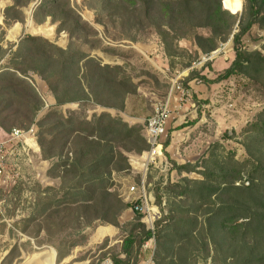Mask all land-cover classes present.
I'll return each instance as SVG.
<instances>
[{
    "label": "trees",
    "instance_id": "16d2710c",
    "mask_svg": "<svg viewBox=\"0 0 264 264\" xmlns=\"http://www.w3.org/2000/svg\"><path fill=\"white\" fill-rule=\"evenodd\" d=\"M10 1L3 10L4 24H22L23 9L35 0ZM92 1L105 30L111 27L133 43L144 33L155 34L171 69L184 55L189 60L183 67L192 63L190 54L178 46L180 41H189L199 60L232 37L234 58L229 67L215 80H200L217 84L239 76L264 86V55L248 52L242 44L254 26L264 29V0H243L240 18L236 0H223L228 11L222 8V0ZM33 17L39 25L47 19L56 24V33L67 34L69 43L62 49L42 37L25 36L6 50L0 45V60H5L0 69V128L10 132L18 120L20 130L26 131L34 124L40 159L49 162L46 176L57 181V187L37 186L30 212L18 223L22 225L18 230L34 240L42 234L61 262L86 243L87 230L111 226L124 234L112 264H137V254L152 233L139 214L134 213L132 223L120 224L131 204L124 202L114 176L131 170L126 154L141 159L149 151L144 130L106 111L89 119L85 112L87 107L123 112L128 97L136 96L137 86L120 67L102 65L91 56L94 50L109 52L69 0H40ZM32 76L45 84L55 102L38 120L43 103ZM194 79L198 77L192 74L187 82ZM69 104H77L78 110L63 112ZM243 133L247 159L242 162L233 154L218 158L216 144L200 166L173 164L178 173H196L202 180L183 179L165 188L172 222L153 231L156 264H189L191 248L221 252V264H264V110ZM169 145L168 137L162 150ZM156 203L163 209L158 193ZM198 215L203 217L201 222Z\"/></svg>",
    "mask_w": 264,
    "mask_h": 264
},
{
    "label": "rangeland",
    "instance_id": "374dc122",
    "mask_svg": "<svg viewBox=\"0 0 264 264\" xmlns=\"http://www.w3.org/2000/svg\"><path fill=\"white\" fill-rule=\"evenodd\" d=\"M76 13L97 33L102 47L109 53L98 50L91 51V56L100 60L102 65L120 67L137 86L136 96L128 97L123 112H115L97 107H87L86 116L89 119L92 114L108 111L112 116H118L128 125L137 124L144 130L145 122L150 118L155 107L167 103L170 117L166 125L165 134L161 138L163 145L167 138H171L170 146L162 150L166 167H150L144 172L143 159H136L133 154H126L131 165L127 174L114 176V182L119 188L125 203H130L128 188L137 184V180L145 173V181L149 182V192L152 194L154 206L159 210L160 218L154 223V230L161 229L171 222L166 205L165 188L168 185H179L181 180L201 181L202 177L196 173H178L173 164L179 166L190 164L198 165L206 160L211 148L218 144L215 150L218 158L233 154L237 162L247 159L242 147L244 130L253 122L255 117L264 110V86L262 84L248 83L244 78L233 76L217 84H205L200 79L215 80L217 76L229 67L232 62L233 44L232 38L219 47L213 60L201 64L195 58V48L189 41H180L178 46L191 56V66L184 68L189 58L176 59L175 66L169 68V62L164 55L162 45L153 33H144L137 37V42H131L129 38L108 27L106 30L102 23V16L94 9L96 4L92 0H69ZM243 11V0H236ZM40 0H35L23 9L24 22L4 24L3 10L10 6V0H0V45L6 50L10 45L17 44L18 40L25 36H39L56 46L66 49L69 43L68 35L56 33V24H51L47 19L43 24H38L33 15L39 6ZM12 33L15 36L11 38ZM242 44L248 52L258 51L264 55V29L254 26L243 37ZM87 51V48H84ZM189 52V53H188ZM5 66V60H0V69ZM193 71V73H191ZM196 76L191 82H187L190 76ZM188 92V101H180L178 91H175L173 82ZM32 86L42 100L43 108L36 119H40L50 108L49 100L52 96L47 87L38 78L32 76ZM70 109L62 108L63 112L77 111V104H69ZM73 105V106H71ZM180 106V108H178ZM17 120L13 129L22 127ZM3 131V130H2ZM10 133V132H9ZM0 132V140L4 141L9 134ZM228 134V139L225 135ZM222 147V148H221ZM165 154H167L165 156ZM40 159V155H39ZM34 160L32 165L39 177L32 171V166L26 170L25 179L14 188H0V264H41L40 254L49 252L55 254V264H102L106 259H111L119 254L121 241L124 237L118 229L113 227V232L102 239H94L96 230H87V241L84 245L71 250L69 256L57 262L55 250L46 243L45 237L40 234L36 240L19 232L22 227L18 224L29 214L36 197L37 186L40 188L57 187V181L47 178L46 171L49 162L41 164V159ZM47 164V165H46ZM46 168V169H45ZM30 170V171H29ZM201 170V169H198ZM147 190V191H148ZM161 197L162 208L156 203V195ZM187 207L189 202H185ZM190 208V207H189ZM154 212L155 209L153 208ZM126 219L120 223L127 225L133 222L134 214L127 210ZM200 217L199 221L203 220ZM130 217V218H129ZM18 224V228H17ZM156 224V226H155ZM157 225H159L157 227ZM111 227V226H104ZM100 228V227H99ZM200 226L196 230L199 237ZM200 238V237H199ZM145 245V244H143ZM142 245V246H143ZM192 249V248H191ZM190 249L189 264H221V252L201 251ZM11 254L6 258V256ZM157 243L154 238L148 249H141L137 254V264H156ZM38 257V258H37ZM6 258V259H5ZM37 260H36V259ZM5 259V260H4ZM4 260V261H3Z\"/></svg>",
    "mask_w": 264,
    "mask_h": 264
},
{
    "label": "built area",
    "instance_id": "2783aa9c",
    "mask_svg": "<svg viewBox=\"0 0 264 264\" xmlns=\"http://www.w3.org/2000/svg\"><path fill=\"white\" fill-rule=\"evenodd\" d=\"M215 53L203 57L201 64L213 60ZM173 85H175V91L180 94V101L187 102L189 95L187 90L182 89L177 81L173 82ZM169 117L168 104L164 103L155 107L153 115L145 122L144 134L149 145V151L141 157L144 161L145 173L147 166L157 168L166 165L162 155L161 138L165 134ZM36 134L37 127L33 124L26 131L12 129L6 139L0 142V188L16 187L20 181L25 179V174H30L26 170L27 167L32 166V171H36L32 165L40 155ZM157 154L162 157L161 160L156 157ZM145 173L141 176L139 184H132L128 188V195L131 197V212L141 215V222L146 230L152 233V238L142 246V249H148L153 243L154 223L160 218L159 210L154 206L152 194L147 191L149 186L146 185ZM35 175L38 177L36 172ZM151 208H154L155 212H151ZM102 264H112V262L106 259Z\"/></svg>",
    "mask_w": 264,
    "mask_h": 264
},
{
    "label": "bare ground",
    "instance_id": "6f19581e",
    "mask_svg": "<svg viewBox=\"0 0 264 264\" xmlns=\"http://www.w3.org/2000/svg\"><path fill=\"white\" fill-rule=\"evenodd\" d=\"M159 160L162 159V157L157 154L156 156ZM151 212H154L153 208H151ZM111 228V227H110ZM109 227H100L97 229L96 233H95V237L94 239H102L104 238L108 233L110 234V229ZM39 258H41V264H55V254L53 252V250L51 249L49 252L40 254L38 256ZM37 257V258H38ZM36 259V258H35ZM37 260V259H36Z\"/></svg>",
    "mask_w": 264,
    "mask_h": 264
},
{
    "label": "crops",
    "instance_id": "0c3cea01",
    "mask_svg": "<svg viewBox=\"0 0 264 264\" xmlns=\"http://www.w3.org/2000/svg\"><path fill=\"white\" fill-rule=\"evenodd\" d=\"M54 104H55L54 99L51 98V99L49 100V106L52 107V106H54ZM71 106H73V105H71ZM69 107H70V105H66L64 108H65V109H70ZM64 108H63V109H64ZM106 112H108V111H106ZM0 132L3 133V131H2L1 128H0ZM8 133H9V132H8ZM171 140H172V139L170 138V141H171ZM0 142H2V139L0 140ZM171 142H172V141H171ZM161 145H162V144H161ZM169 146H170V145H169ZM169 146H168V147H169ZM41 164H44V165H45V162H42V161H41ZM46 165H47V164H46ZM45 169H46V168H45ZM47 170H48V168L46 169V171L43 170V172L46 173ZM39 176H40V175L38 174V177H39ZM125 215H128V211H125V212L122 214L121 218L119 219V222H120V223L123 221V219H126V216H125ZM129 218H130V217H129ZM109 228H110V227H109ZM110 229H111V231H110V234H111L114 230H113V227H111ZM110 234L108 233L105 237L109 236Z\"/></svg>",
    "mask_w": 264,
    "mask_h": 264
},
{
    "label": "water",
    "instance_id": "95a60500",
    "mask_svg": "<svg viewBox=\"0 0 264 264\" xmlns=\"http://www.w3.org/2000/svg\"><path fill=\"white\" fill-rule=\"evenodd\" d=\"M222 8H223V0H222ZM224 9V8H223ZM224 10H226V9H224ZM226 11H228V10H226ZM231 13V12H230ZM231 14H233V13H231ZM233 15H235L236 16V14H233ZM241 15H242V11H241V13H240V15L239 16H236L237 18H240L241 17ZM232 38V37H231Z\"/></svg>",
    "mask_w": 264,
    "mask_h": 264
}]
</instances>
